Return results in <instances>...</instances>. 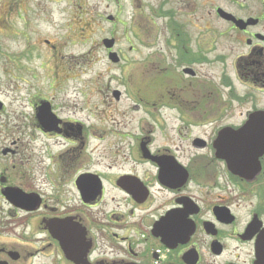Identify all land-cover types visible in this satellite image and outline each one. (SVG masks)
Wrapping results in <instances>:
<instances>
[{
    "label": "flooded vegetation",
    "instance_id": "1",
    "mask_svg": "<svg viewBox=\"0 0 264 264\" xmlns=\"http://www.w3.org/2000/svg\"><path fill=\"white\" fill-rule=\"evenodd\" d=\"M67 1L0 7L14 17L35 6L48 18L55 5L64 14ZM161 2L149 8L164 25L160 46L145 43V95L133 106L142 112L131 128L111 129L109 164L87 163L86 126L51 99L37 98L30 127H16L2 150L12 165L0 174L10 206L0 264H264V14L235 16L243 29L216 15L244 51H216L210 62L214 42ZM209 64L218 76L199 71ZM43 104L50 128L39 119Z\"/></svg>",
    "mask_w": 264,
    "mask_h": 264
},
{
    "label": "rangeland",
    "instance_id": "2",
    "mask_svg": "<svg viewBox=\"0 0 264 264\" xmlns=\"http://www.w3.org/2000/svg\"><path fill=\"white\" fill-rule=\"evenodd\" d=\"M160 1L120 0L118 7L112 0H68L62 8L64 14L55 5L48 18L35 14V6L20 9L23 14L14 17H5L2 14L5 6L0 7V102L4 106L0 112V174L4 167L12 165L10 160L3 161L2 150L12 148L10 139L17 126L30 127L29 114L37 98L51 99L54 106L65 109L67 106L71 118L86 126L88 164L107 165L114 159L106 147L113 140L108 134L115 133L111 129L131 128L133 119L136 123L142 112L134 111L133 106L135 99H143L145 95L148 56L145 43L148 38H154L159 46L162 42L158 35L164 21L149 14ZM192 3L195 9L190 8ZM160 5L180 16L185 29L199 32L200 37L214 42L211 47L215 53L206 55L210 62L217 52L228 54V50H233L231 55H237L244 51L223 34L226 29L216 18V10H223L235 19L264 14V0H163ZM115 15L118 21L106 19ZM105 38H114L113 51L123 61L108 60L101 43ZM130 47L137 51L129 50ZM152 58L150 55L149 59ZM159 59L154 55V62ZM212 68L213 64H209L199 71L218 76L219 68ZM53 143L47 140L54 153L58 145ZM7 172L15 182L17 174ZM9 209L0 198L2 223L7 220L2 213Z\"/></svg>",
    "mask_w": 264,
    "mask_h": 264
},
{
    "label": "water",
    "instance_id": "3",
    "mask_svg": "<svg viewBox=\"0 0 264 264\" xmlns=\"http://www.w3.org/2000/svg\"><path fill=\"white\" fill-rule=\"evenodd\" d=\"M217 13L223 19L233 22L239 29H243V27L246 25V23H244L242 20H236L232 15L224 12L223 10L218 9ZM107 20L111 21L112 17L109 16L107 18ZM102 45L106 49H111L113 47V45H114V40L113 39H103L102 40ZM108 59L112 63H117L118 62V57H117V55L115 53H109ZM118 96H119V93L116 92L115 93V98H118ZM1 107H2V104L0 103V110H1ZM39 119L41 120V122L43 123V126L45 128H50V126L53 125V116L50 113L48 104H43L42 105V107L40 109ZM2 152H3V154H5L7 151L4 150ZM10 200H12L15 203V199L14 198H12Z\"/></svg>",
    "mask_w": 264,
    "mask_h": 264
}]
</instances>
